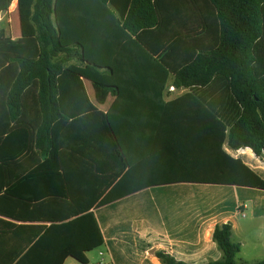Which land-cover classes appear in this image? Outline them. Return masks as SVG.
<instances>
[{
	"label": "trees",
	"instance_id": "16d2710c",
	"mask_svg": "<svg viewBox=\"0 0 264 264\" xmlns=\"http://www.w3.org/2000/svg\"><path fill=\"white\" fill-rule=\"evenodd\" d=\"M11 2L0 0V15ZM17 15V39L0 25L1 264H23L34 253L46 264L49 237L57 264L68 257L86 264L85 254L103 245L91 208L151 186L264 190L222 149L248 148L264 159V0H17ZM193 22L202 31L192 33ZM168 78L188 91L161 105L195 108L177 140L200 142L204 155L193 153L192 166L209 170L134 183L122 176L124 155L109 122L126 106L125 94L139 84L154 91L160 81L162 93ZM82 79L96 104L114 98L106 113L90 103ZM89 120L93 126L75 128ZM59 123L75 141L59 139ZM82 177L91 195L76 187ZM231 231L230 223L215 226L221 258L206 264H238ZM155 257L186 264L162 251Z\"/></svg>",
	"mask_w": 264,
	"mask_h": 264
},
{
	"label": "crops",
	"instance_id": "0c3cea01",
	"mask_svg": "<svg viewBox=\"0 0 264 264\" xmlns=\"http://www.w3.org/2000/svg\"><path fill=\"white\" fill-rule=\"evenodd\" d=\"M10 8L12 12L17 11V0H12L8 13H11ZM4 15L6 14L0 15V21ZM190 27L192 33L202 31L195 22ZM171 83L172 79L168 78L162 93L157 90L162 85L161 81L154 91L147 90L139 84L137 90L133 89L130 94H125L126 106L121 114L114 113L109 122L112 134L116 141H119L124 155L122 176L127 175L134 183L175 176H203V172L209 170V167L204 168V165H198L197 168L192 166L193 153L204 155V150L199 149L200 142L177 140L179 124L186 125L192 120L191 115L195 108L165 109L161 105L162 102H171L188 91L176 89ZM82 84L90 103L97 111L106 113L114 98L109 99L105 106H100L93 101L90 83L82 79ZM66 126L59 123V132L62 131L59 139L63 142L75 141L76 137H66L64 129ZM75 126L86 128L93 126V123L89 120L76 123ZM47 145L49 141L46 139V147ZM222 149L264 181V159L256 157L248 148L235 151L224 144ZM109 156L105 158L107 161ZM199 170L202 171L201 174L198 173ZM206 173L205 175H208ZM76 181H78L76 187L81 190L80 192L91 195V191L88 194L90 183L83 177L82 181L81 179ZM48 190L50 184L46 178V192ZM159 190L172 194L181 193L185 199L176 202L161 199L145 203V194ZM194 194L199 196L196 198ZM90 198L87 197L84 201L87 202ZM90 212L103 238V245L95 250H98L99 256L106 258V264H160L155 257V252L158 251L186 264L217 261L221 258V252L212 242V232L216 225L225 223L232 226V242L240 245L236 256L244 254L247 239H253L255 236L254 239L260 245L255 246L254 251L264 250L262 247L264 237L263 241L261 239L262 234L264 236V190L261 189L190 182L159 184L102 207L93 206ZM49 225L46 223V227ZM50 238L46 243V264H57L60 251L50 248L53 245L50 244L53 243ZM93 251L85 254L86 264H92ZM245 252L249 257L251 251ZM44 256L42 253H34L31 259L23 264H44L39 259ZM2 261L0 253V264ZM103 263V260H99L96 264ZM62 264L82 263L68 257Z\"/></svg>",
	"mask_w": 264,
	"mask_h": 264
},
{
	"label": "rangeland",
	"instance_id": "374dc122",
	"mask_svg": "<svg viewBox=\"0 0 264 264\" xmlns=\"http://www.w3.org/2000/svg\"><path fill=\"white\" fill-rule=\"evenodd\" d=\"M13 5V4H12ZM11 13H6V15L1 17L0 25L2 28L5 29L6 34L13 39L19 37V22H18V15L17 11L12 12V8H10ZM198 194H194V197H198ZM165 200L170 202L182 201L185 197L181 193H167L161 190L159 191H152L145 194V203H153L156 200ZM256 237V236H255ZM254 237V238H255ZM263 234H262V241H263ZM247 239V246L244 250V254L236 256L237 263H245V264H253L256 261L264 260V250L262 251H254L255 246H259L260 243L256 241V239ZM262 243V242H261ZM262 245V244H261ZM264 249V246H262ZM245 251H251L250 256L248 257ZM253 252L255 254L253 255ZM92 264H96L99 260H103V264H106V258L103 256L98 255V250H94L91 254Z\"/></svg>",
	"mask_w": 264,
	"mask_h": 264
},
{
	"label": "built area",
	"instance_id": "2783aa9c",
	"mask_svg": "<svg viewBox=\"0 0 264 264\" xmlns=\"http://www.w3.org/2000/svg\"><path fill=\"white\" fill-rule=\"evenodd\" d=\"M16 10V9H15ZM171 89H173V88H171Z\"/></svg>",
	"mask_w": 264,
	"mask_h": 264
}]
</instances>
